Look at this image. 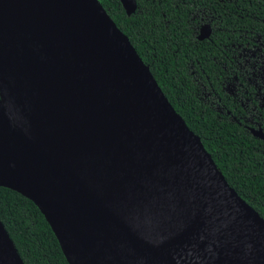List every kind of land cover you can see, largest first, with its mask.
Wrapping results in <instances>:
<instances>
[{"label":"water","instance_id":"95a60500","mask_svg":"<svg viewBox=\"0 0 264 264\" xmlns=\"http://www.w3.org/2000/svg\"><path fill=\"white\" fill-rule=\"evenodd\" d=\"M118 2L134 13V0ZM0 88L103 185L137 201L157 190L179 211L188 203L184 220L163 215L156 235L173 230L149 245L27 139L0 101V187L38 209L67 264H264V219L228 186L97 0H0ZM0 264H23L1 222Z\"/></svg>","mask_w":264,"mask_h":264},{"label":"trees","instance_id":"16d2710c","mask_svg":"<svg viewBox=\"0 0 264 264\" xmlns=\"http://www.w3.org/2000/svg\"><path fill=\"white\" fill-rule=\"evenodd\" d=\"M97 1L148 67L175 113L200 139L228 186L264 219V143L249 137L241 126L199 100L187 69L192 62L203 70L201 79L207 76L214 96L231 110L220 86L221 75L217 71L210 74L213 65L206 55L219 60L220 46L229 39L243 32L262 33L260 0H134L136 9L129 16L118 0ZM192 7L213 12L216 29L211 41L191 39L187 22ZM0 222L23 264H67L38 209L18 193L2 187Z\"/></svg>","mask_w":264,"mask_h":264},{"label":"bare ground","instance_id":"6f19581e","mask_svg":"<svg viewBox=\"0 0 264 264\" xmlns=\"http://www.w3.org/2000/svg\"><path fill=\"white\" fill-rule=\"evenodd\" d=\"M10 98H8L0 88L2 109L15 127L144 242L154 246L158 238L173 230L156 235V233L165 226L163 220L168 217L176 215L178 219L182 218V220L187 217L189 211L188 203L185 204L186 210L182 211H179L180 208L174 204H168L167 208H165L162 202V196H159L157 190H154L153 196L147 200L137 201L133 195L126 193L127 190H124L121 186L116 188V184L109 180L108 182L102 180L105 183V185H103L101 181L97 180L95 177L99 175L96 168L87 170V168L82 169L79 166L77 161L80 159L81 153H73L75 156L69 157L67 152H65V150L70 151V148L65 144L66 142L64 140L60 141V138H58L55 133L47 129L49 128L48 126L45 127V125L39 123L33 115L30 114L32 112L28 113L22 110L14 101L15 98ZM110 178L113 177L110 176ZM121 192L122 195H119ZM157 198L160 199L158 205H156ZM116 202H119L121 205ZM160 205L163 206L159 207ZM175 228L176 227H174V229Z\"/></svg>","mask_w":264,"mask_h":264},{"label":"flooded vegetation","instance_id":"af4514ba","mask_svg":"<svg viewBox=\"0 0 264 264\" xmlns=\"http://www.w3.org/2000/svg\"><path fill=\"white\" fill-rule=\"evenodd\" d=\"M260 3L262 8L261 13L263 14L260 19V24L264 26V0H260ZM193 9V12L189 13L187 22L188 27L191 30V39L194 40V42L211 41V35L216 29V22H214L215 16H213V12L206 10L205 8L196 7ZM261 31L262 33L258 34L252 33L251 31L243 32L242 36H238L236 39H229L226 42V45L224 44L220 46L222 55H220L219 60L217 56L215 57L211 54L206 55L207 59H210L213 65V71H211L210 74L213 75V73L217 71V73L221 75L220 86L226 95V100H228L226 103L229 104L228 106L231 107V110L225 109L226 106L220 102L219 98L214 96V93L210 89V84L206 82L207 76H204L205 80L201 79L200 74L203 73V70L195 68L192 62L187 64V69H189V74L193 77L196 89L199 93V100L203 101L212 110H214L201 97L202 92H206V94L208 93L209 96H211L212 101H214L216 106L219 107V110H214L217 114L241 126L249 137L264 143V141L256 138L264 137V67L263 70L258 69L260 72L261 82L257 84L256 80L249 77V75L253 76L255 73L254 66H256V64L261 65L259 58H257V60L255 59L256 62L250 65L249 71L245 72L243 75L238 74L239 67L237 66V54L239 53L238 51L240 48H244L249 51L256 47L255 43L257 40L264 42V29ZM234 65L237 67V71L234 69ZM230 76L239 82L245 93H251L252 96L246 98L244 103H242L244 95H241L240 93L229 95L227 93L226 85L231 79ZM262 157H264V154H262Z\"/></svg>","mask_w":264,"mask_h":264},{"label":"rangeland","instance_id":"374dc122","mask_svg":"<svg viewBox=\"0 0 264 264\" xmlns=\"http://www.w3.org/2000/svg\"><path fill=\"white\" fill-rule=\"evenodd\" d=\"M255 45H256V47L249 50V51L247 49H244V48L239 49V51H238L239 53L237 54V66L239 67L238 74L243 75L245 72L249 71L250 65H252L254 62H256L257 58H259L261 65L256 64V66H254L255 67V73L253 74V76L249 75V77L256 80V82L258 84L259 82H261L260 72L258 69L263 70V67H264V42L261 40H257ZM254 55H255V57H254ZM234 69L237 71V67H235V65H234ZM230 77H231V79L229 80V83H227V85H226L227 93L229 95H234L237 93L244 95V97H243L244 99L242 102V103H244L246 98H248L249 96L250 97L252 96L251 93L250 92L245 93L243 91V89L241 88L239 82L235 78H232V76H230ZM201 97L214 110H219V107L216 106L214 101H212L211 96H209L208 93L206 94V92H202ZM263 110H264V108H263ZM252 122H253V119H252Z\"/></svg>","mask_w":264,"mask_h":264}]
</instances>
